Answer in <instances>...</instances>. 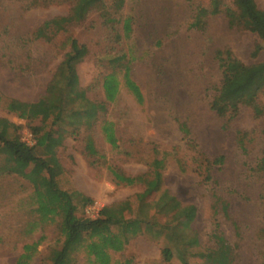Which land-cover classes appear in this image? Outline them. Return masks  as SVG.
I'll list each match as a JSON object with an SVG mask.
<instances>
[{
	"label": "rangeland",
	"instance_id": "rangeland-1",
	"mask_svg": "<svg viewBox=\"0 0 264 264\" xmlns=\"http://www.w3.org/2000/svg\"><path fill=\"white\" fill-rule=\"evenodd\" d=\"M105 2L115 11V23L92 9L64 30L47 28L37 36L46 21L71 15L74 1L0 0V93L5 97L0 118L20 125L24 140L33 135L30 125L44 124V130L61 135L56 148L64 170L60 186L74 195L77 184L84 186L93 199L87 206L78 201V215L91 217L93 205L101 211L123 204L127 217L154 223L123 251H111L112 264H201L195 255L214 245V232L235 249L224 262L220 248L217 264H264V114L256 116L249 105L257 95L264 109V0H256L255 18L242 0H194L193 6L185 0ZM229 8L239 10L255 30L232 25ZM128 18L131 30L125 36ZM72 38L89 50L76 69L86 97L103 103L97 117L73 123L69 108L80 107V100L67 105L54 124L56 108L46 120L9 111L6 98L36 102L52 81L63 83L56 74ZM221 57L228 65L225 72ZM127 68L141 96L126 85ZM109 73L118 80L112 101L103 86ZM237 104L240 109L231 116ZM106 123L113 125L116 145L106 138ZM240 130L250 131L242 143ZM43 151L38 153L48 157ZM220 156L222 163L210 165ZM156 158H164L162 184L150 197L139 196L144 181L127 185L115 177L117 171L150 179ZM171 196L181 207L194 206V217L177 218ZM33 199L28 179L0 175V264H16L24 245L36 241L28 264H52L63 238L57 222L31 230L37 220ZM178 230L183 236L176 244L171 233ZM193 231L199 242L186 248ZM164 247L174 249L170 261L163 258ZM88 259L82 250L73 264H88Z\"/></svg>",
	"mask_w": 264,
	"mask_h": 264
},
{
	"label": "trees",
	"instance_id": "trees-1",
	"mask_svg": "<svg viewBox=\"0 0 264 264\" xmlns=\"http://www.w3.org/2000/svg\"><path fill=\"white\" fill-rule=\"evenodd\" d=\"M73 11L69 16L56 17L49 21L39 29L37 36L45 33L47 28H53L55 32L64 30L66 24L73 20H81L92 9L101 11L105 21L115 23L117 17L114 10L107 6L105 0H73ZM190 6L194 5V0H185ZM248 13L255 18L257 3L256 0H242ZM228 16L232 25L241 26L243 28L255 30V27L247 25L239 10L228 9ZM131 30L130 19L125 20L124 34L127 36ZM117 35V33H116ZM89 50L85 44H81L77 39H71V48L66 53L64 60L59 65L56 77L60 78L63 83L59 84L55 80L52 81L45 95L36 102H26L15 98L7 99V109L16 113L21 118L34 119L42 116L43 120L50 117L53 108L57 109L54 114L53 124L58 122L64 115L67 105L76 100H80L81 106L78 108L70 107L68 118L73 123L80 124L93 121L98 110L103 108V103L91 102L85 94V90L79 85V75L76 69L78 63L83 61ZM121 57H117V60ZM221 66L223 71L228 70V65L223 62L221 57ZM57 78V79H58ZM126 85L141 96V90L138 84L131 78L129 68L125 72ZM106 97L114 100L118 92V80L114 73L104 76L103 81ZM257 95L253 96L249 101L254 114L261 116L264 109L257 101ZM5 98L0 93V100ZM241 104L233 106L231 116L237 114ZM35 140L34 144H29L22 138L21 126L10 122L7 119L0 118V175L15 174L28 179L33 185L34 204L33 213L37 215V220L32 223L31 230L38 224L47 222H57L58 228L62 235V243L60 248L55 251L52 264H73L75 256L82 250L86 251L89 259L88 264H112L113 252H121L132 237L144 232L146 227H151L154 223L149 218L143 217H127L123 204L119 207L112 205L104 206L97 217L78 215V201L84 206L91 204L93 199L84 193L78 192L74 195L72 192L60 186V178L64 172L58 158L56 157V148L61 144L62 137L54 136V129L44 130V124L39 126L30 125ZM183 129L185 127L183 126ZM108 142L116 145L117 138L111 123L103 126ZM250 131H238L241 143L244 138L249 135ZM90 142L92 140L90 139ZM44 149L43 152L49 153L48 157L39 154L38 150ZM93 151L95 149H92ZM223 157H216L210 165L220 164ZM164 158L154 159L151 162L152 177L147 179L143 175H124L114 171L118 182H124L127 185L144 181L146 188L139 194L140 197H150L161 189L162 172L161 166ZM210 170V168H208ZM170 205L175 207L176 217L188 219L194 217L196 209L194 206H179L178 200L171 196ZM187 226H190L189 223ZM264 233V219L262 225ZM166 231H168L166 229ZM172 237L176 244L178 236L182 239V232L172 231ZM173 235H176V239ZM214 245L208 247L205 251L199 252L195 256L202 259L201 264H217L219 262V251L222 252L221 259L226 262L229 255L235 253L234 247L221 233L214 232ZM186 248L197 244L198 235L195 231L191 234L187 241ZM181 240V243H184ZM220 242L219 244H217ZM221 244V246H220ZM38 241L26 243L23 252L18 256L16 264H28L34 252L37 250ZM185 248V247H184ZM185 248V249H186ZM174 249L164 247L162 249L163 258L170 261L174 255ZM130 263V261H125Z\"/></svg>",
	"mask_w": 264,
	"mask_h": 264
},
{
	"label": "built area",
	"instance_id": "built-area-1",
	"mask_svg": "<svg viewBox=\"0 0 264 264\" xmlns=\"http://www.w3.org/2000/svg\"><path fill=\"white\" fill-rule=\"evenodd\" d=\"M25 141L28 142L29 144H34V142H35L33 135L31 133H30V137L28 139H26ZM88 212L91 214L90 216L94 218V217H97L99 215L100 211H99V208L97 207V205H93V206L88 208Z\"/></svg>",
	"mask_w": 264,
	"mask_h": 264
},
{
	"label": "crops",
	"instance_id": "crops-1",
	"mask_svg": "<svg viewBox=\"0 0 264 264\" xmlns=\"http://www.w3.org/2000/svg\"><path fill=\"white\" fill-rule=\"evenodd\" d=\"M77 187H78V189L77 188L76 189L78 190V192L84 193L87 196H91L89 191H88V189L86 187L80 186L78 184H77ZM119 264H135V263H132V262H130V263L120 262Z\"/></svg>",
	"mask_w": 264,
	"mask_h": 264
}]
</instances>
